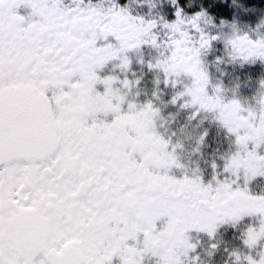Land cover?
Masks as SVG:
<instances>
[{"label": "snow or ice", "instance_id": "snow-or-ice-1", "mask_svg": "<svg viewBox=\"0 0 264 264\" xmlns=\"http://www.w3.org/2000/svg\"><path fill=\"white\" fill-rule=\"evenodd\" d=\"M0 264H264V0H0Z\"/></svg>", "mask_w": 264, "mask_h": 264}, {"label": "trees", "instance_id": "trees-1", "mask_svg": "<svg viewBox=\"0 0 264 264\" xmlns=\"http://www.w3.org/2000/svg\"><path fill=\"white\" fill-rule=\"evenodd\" d=\"M243 0H236V5L242 4ZM247 7V5H245Z\"/></svg>", "mask_w": 264, "mask_h": 264}, {"label": "rangeland", "instance_id": "rangeland-1", "mask_svg": "<svg viewBox=\"0 0 264 264\" xmlns=\"http://www.w3.org/2000/svg\"><path fill=\"white\" fill-rule=\"evenodd\" d=\"M238 5H240V4H238ZM238 11H239V9H238ZM241 26L243 27L244 25H243V24H241Z\"/></svg>", "mask_w": 264, "mask_h": 264}, {"label": "flooded vegetation", "instance_id": "flooded-vegetation-1", "mask_svg": "<svg viewBox=\"0 0 264 264\" xmlns=\"http://www.w3.org/2000/svg\"><path fill=\"white\" fill-rule=\"evenodd\" d=\"M241 5V4H240ZM246 7V6H245Z\"/></svg>", "mask_w": 264, "mask_h": 264}]
</instances>
